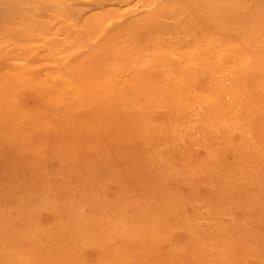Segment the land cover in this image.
Instances as JSON below:
<instances>
[{
    "label": "rangeland",
    "instance_id": "1",
    "mask_svg": "<svg viewBox=\"0 0 264 264\" xmlns=\"http://www.w3.org/2000/svg\"><path fill=\"white\" fill-rule=\"evenodd\" d=\"M0 264H264V0H0Z\"/></svg>",
    "mask_w": 264,
    "mask_h": 264
},
{
    "label": "bare ground",
    "instance_id": "2",
    "mask_svg": "<svg viewBox=\"0 0 264 264\" xmlns=\"http://www.w3.org/2000/svg\"><path fill=\"white\" fill-rule=\"evenodd\" d=\"M108 24V23H107ZM107 30V29H106ZM109 32V31H108ZM72 37V36H71ZM70 37V38H71ZM231 38V37H230ZM43 39H45V38H43ZM72 39V38H71ZM73 40V39H72ZM95 42V41H94ZM86 45V44H85ZM98 47V46H97ZM39 61V60H38ZM22 67V70H23V72H27L28 71V69L26 68V66H21ZM26 68V69H25ZM25 69V70H24ZM44 72V71H43ZM45 77H46V75H45ZM40 80V79H39ZM46 82L48 83V84H50L51 86H54V85H56L57 83H58V81H57V77H53V79H47L46 80ZM47 84V85H48ZM70 85V84H69ZM104 103V102H103ZM135 132V131H134ZM118 140V139H117ZM120 140V139H119ZM119 140H118V142H119ZM132 149V148H131ZM157 188V187H156ZM163 188V187H162ZM214 206V205H213ZM227 215H228V213H227ZM208 224V223H207ZM225 245V244H224ZM193 253H194V251H193Z\"/></svg>",
    "mask_w": 264,
    "mask_h": 264
}]
</instances>
